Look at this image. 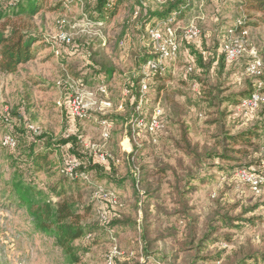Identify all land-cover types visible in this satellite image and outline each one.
<instances>
[{
	"label": "rangeland",
	"instance_id": "rangeland-1",
	"mask_svg": "<svg viewBox=\"0 0 264 264\" xmlns=\"http://www.w3.org/2000/svg\"><path fill=\"white\" fill-rule=\"evenodd\" d=\"M167 1L171 0H127L114 18L101 25L94 21L93 3L86 0H47L45 8L32 18L12 14L18 0H0V11H6L8 15L0 21V29L4 27L5 34H8L9 25H17L37 40L31 47L35 53L33 60L19 65L13 74L0 73V264H62L60 251L52 240L36 233L24 211L16 208L6 197L5 183L10 178L13 164L25 179L37 183L40 188L60 183L72 196H80V206H90L83 223L97 229V232L87 233L76 243L82 249H88L81 252L82 264H104V257L113 245L122 249L119 250L124 254L126 250L143 246L141 225L145 217L144 202L148 203L147 213L151 215L148 222L157 221L156 225L153 224V227L156 226L153 235L176 231V237L158 239L153 246L156 253L153 259L162 258L156 263L170 262L168 257L176 250L184 224L180 215L174 214L182 210L175 203V193L185 191L183 197L186 195L185 184L191 182L184 172V168L188 167L195 173L202 171L199 177L210 179L203 186L191 183L196 191L187 202L188 209H193L192 213L199 217L201 223H207L216 211L231 212V217L244 215L238 224H234L240 229L220 230L219 235L230 238L219 240L211 248L222 251V257L234 251L244 254L248 249L256 254L264 252V186L259 195H254L248 185L234 177L238 169L264 177V136L255 139V151L239 163L223 165L200 157L193 164L174 144L179 137V123L188 128L189 137L201 154L205 149L215 147L213 137L220 135L222 130L235 134L264 121L263 105L248 115L237 105L223 104L218 110L206 108L203 103L205 90L201 88L209 87L222 93L226 91L225 96L239 95L247 87L250 88L251 82L256 81L246 72L251 52L260 59L264 74V23L258 20L261 15L246 12L236 4V0H183L188 6L187 13L173 26L179 51L175 58L165 62V74L151 79L152 75L139 73V68L134 65L135 57L148 56L149 45L152 48L146 27L142 28V18L139 15L135 17L134 12L140 4L151 13L160 10ZM239 22L243 23L247 32L245 53L236 61L227 63L222 45L227 40L232 43L240 37L239 31H232L231 36L228 33ZM190 24L196 25L198 36L187 42L182 36ZM60 35H64L68 42H59ZM190 47L202 52L205 57L214 55L216 60L224 56L223 70L213 67L202 74L189 58ZM189 66H194L191 73L186 70ZM104 68L111 69L109 77L103 72ZM139 74L146 78L140 80V93L144 98L139 113L135 110L137 118L125 128L116 123L114 127L110 125L108 138L102 139L103 122L100 119L117 115L124 111L127 103L132 104V94L124 89L128 83L138 80ZM158 85L164 87L160 93ZM74 102L79 113L87 116L78 123L83 134V149L91 156L96 152L105 159H112L109 163L118 179L130 173L136 177L137 168H140L144 177L138 184L132 186L131 179L125 191L111 183V179H104L102 174L97 177L92 174V185L72 181V178L76 179L75 175L67 176L70 179L66 180L60 176L62 171L58 172L62 167L60 152L50 156L55 164L53 171L37 175L30 173L28 165L23 163L34 135L28 127L36 129L38 134L59 139L74 125ZM155 106L163 113L159 119L160 127L153 132L154 135H150L145 126L138 127L135 123L140 119L147 122ZM222 109L226 125L218 132L216 125L209 124L215 116L209 115ZM6 134L17 138L14 149L2 145L1 139ZM132 143L143 147L134 160L136 167L125 157L132 151ZM35 148L42 150V144H36ZM171 168L176 170L175 175L171 173ZM98 190L113 192L114 195L117 191L121 197V200L116 197L118 201L125 202H121L118 209H111L104 201L96 200ZM146 191L151 195H146ZM135 194L138 199L133 196ZM101 213H108L109 218L123 214L131 218L134 227L125 230L119 226L112 227L113 233L103 226ZM246 219L250 222L244 221ZM96 239L99 242H95ZM136 248L134 251L139 250ZM139 262L142 258L133 254L132 259L124 256L117 260V264Z\"/></svg>",
	"mask_w": 264,
	"mask_h": 264
},
{
	"label": "trees",
	"instance_id": "trees-1",
	"mask_svg": "<svg viewBox=\"0 0 264 264\" xmlns=\"http://www.w3.org/2000/svg\"><path fill=\"white\" fill-rule=\"evenodd\" d=\"M46 1L47 0H18L12 14L16 17L32 18L45 8ZM86 1L91 4L93 3V15H95L94 21H98L97 23L102 25L107 24L112 18H114L118 14L122 4L127 0ZM236 1V4L241 6L246 12L261 15L258 20L264 23V0ZM137 8V11L134 12V14H136L135 17L139 15V17L142 18V28L146 27L145 32L149 39L148 29L163 23L166 24L165 26H175V23L182 20L187 13L188 6L183 0H171L167 1L160 10L151 13L150 11L145 10L140 4ZM52 10L56 9L53 8ZM7 17L8 15L6 14V11H0V21ZM242 26L243 23H241L240 27ZM240 27H233V30L238 32ZM8 28V34H5L6 30L4 27L0 29V73L5 75L15 73L19 65L25 64L35 58V53L31 51V47L37 42L32 34L24 33L17 25H9ZM149 47L150 51L147 52L149 54L148 56L146 55L142 58L135 57L134 59V65L139 68V73H142L145 63L154 58L151 45H149ZM189 52L191 55L189 58L192 60L194 66L196 65L200 69L202 74L209 72L210 68L213 67H217L219 71L223 70L225 65L223 61L224 56L216 60L214 55H208V57H205L202 52L191 47L189 48ZM215 63L216 65L214 66ZM194 66H191V71H187V73H191L194 70ZM103 72L109 77L111 69L104 68ZM164 72L165 68L161 73L152 74L151 79L164 75ZM139 78L136 81L133 80L128 83V86L124 89L132 94V104L127 103L125 105L123 108L125 112L123 111L117 115H107L102 117L100 119L101 122L109 123L113 127L115 126V123L120 124L124 128L127 127V125L134 123V120L137 118V115L135 116V108L138 105L139 99L141 97L144 98L140 93V80H143L146 77L139 74ZM196 79L198 81L200 80L199 77H196ZM258 80L263 82V89L261 92H264L263 73ZM254 83L255 80L249 85L250 88L247 87V89L239 95L226 96L224 95L226 91L222 93V91H218L217 89H210L209 87L202 86L201 88L205 90L203 91V96H205L203 103L206 105V108L217 110L223 104L238 106L254 91ZM158 87L161 88L158 91L159 93L161 90H164L162 85H158ZM216 101L217 103H215ZM128 104L131 106L129 107ZM223 111L224 110L222 109V111H216L214 114L212 113L209 115L215 116L214 119L209 121V124L216 125L218 132L225 128L226 125V117ZM73 121L74 125L70 130L60 136L57 140L42 133L33 135V142L27 149L25 160L23 162L28 165L30 173L37 175L48 174L53 171L55 164L50 159V156L54 152H60L62 154V167L58 169V172L60 173V171H62L60 176L66 180L70 178L65 175L64 169L69 162H75L78 163V166L74 171L76 179L72 178V181L79 180L85 184L88 183L92 185L90 181L92 174L96 177L102 174L104 179H111V183H114L118 188L124 190L131 179H133L131 180L132 186L140 182L141 177H144L140 172V168H137L139 172L136 177L132 176L130 173L125 177H120L118 179L115 169L111 167L109 163L112 159L109 160L108 158L105 159L104 162H101L93 155H89L81 146L83 134L80 125H78L79 121L76 119ZM178 129L179 137L174 143L175 148L189 158L193 164H196L200 157V159H206L211 162H221L219 165H223L233 162L239 163L242 158L255 151L257 147L255 139L264 136V121L261 123L257 122L253 127H249L235 134L228 130H222L220 135L218 134L213 137L215 147L213 149H205L201 154L197 151V146L192 143V140L189 137L188 128L184 124L179 123ZM17 136L19 137V135ZM21 136L22 135H20V137ZM13 138L18 142L16 137L13 136ZM38 143L42 144V150H36L35 146ZM141 150H143V147H137V145L132 143V151L125 156L126 161L131 160L133 166L136 167V162L134 160L138 158ZM11 168L12 173L9 180L5 183L4 189L9 202L14 204L19 210L24 211L36 233L52 240L53 245L60 251L62 264H82L81 252H87L88 249H82L80 246H77L76 243L84 238L87 233L91 235L92 233L97 232V229H93L83 223L85 215L89 214L91 210L90 206H80L78 201L80 196H72L63 186H61L60 183L42 189L37 183L25 179L23 174L18 168H16L15 164L11 165ZM217 169L219 170L221 167H217ZM170 170L171 173L175 175L176 170L173 168ZM184 172L186 178L190 179L191 182L185 184L187 193L184 197L183 194L185 191H176L175 203L177 207L182 210L174 213L179 214V218L184 223L182 227L183 235L180 240L177 241L174 253L168 257L171 261L168 263L162 262V264H250L254 261H260L261 264H264V252L256 254L254 251L248 249V252L244 254H240L239 251H234L222 257V251L217 250L216 247H214V249L211 248V245L219 243V240L223 241V239L228 240V238H230L225 235H219L220 230L231 229L233 231L240 229L238 225L235 226L234 224H238L244 215L231 217L229 215L231 212H228L227 214L223 213V211H216L207 223L206 221L201 223L199 217L195 215V213H192L193 209H188L187 202L191 200L189 196H192L196 191L191 183L203 186L206 185L210 179H207V176L199 177L198 174H201L202 171L195 173L192 171L191 167L184 168ZM113 175L115 176V179H113ZM78 192L79 191H77V193ZM146 192V195H151L150 192ZM115 195L121 200L120 194L117 191ZM133 196L138 199L137 194ZM121 202L122 201H119V204H124L125 201ZM144 204L145 217L141 225L143 246L137 248L134 247L136 250L139 248L138 251H134V249L131 251L126 250L124 255L128 257L130 253H132L133 256L142 258V262H139L138 264H158L156 262H161L162 258L153 259L156 256V253L153 251V246L157 243L156 241L158 239L176 237V231L172 234L168 233L161 235L160 233L153 235V232L156 229V226L153 227V224L156 225L157 221H154V223L148 222L151 215L147 213L148 203L144 202ZM249 220L250 219H246L244 221L250 222ZM103 226L108 227L109 230L114 233V228L112 227L116 228L119 226L122 230H125L129 227L133 228L134 223L130 217L118 214L117 216L109 218L108 222L104 223ZM96 240L97 241L95 242H99V239ZM118 249L120 248L118 247ZM180 254L182 255L181 257L179 256Z\"/></svg>",
	"mask_w": 264,
	"mask_h": 264
},
{
	"label": "built area",
	"instance_id": "built-area-1",
	"mask_svg": "<svg viewBox=\"0 0 264 264\" xmlns=\"http://www.w3.org/2000/svg\"><path fill=\"white\" fill-rule=\"evenodd\" d=\"M166 24H158L150 29H148V36L150 41L152 42V49H153V55L154 58L148 60L145 65L143 66L142 73L144 75H152L154 73H161L163 72L165 68V62L167 60H172L176 57L178 52V43L175 37V32L173 27L171 26H165ZM241 23L235 27H240ZM231 30L228 32L231 36L232 34ZM240 37L237 40H234V42H230L227 40L222 45V51L225 54V59L227 62H234L239 57H241L245 53V47L246 43H244L245 39L247 38V32L242 27L239 29ZM198 36V29L196 25L190 24L186 31H184V34L182 38L190 42L191 40L196 39ZM230 39V37H228ZM59 42H68V39L64 35L59 36ZM251 56L250 61L247 64L246 72L247 75L250 77H253L256 79L254 83V91L246 98L244 99L238 107L244 111L245 115L252 114L255 112L259 106L264 105V92H261L263 89V82L258 80V78L262 75L261 71V61L258 58V56L255 53H250ZM191 66L187 68V71H191ZM146 72V73H145ZM143 104L142 97L138 101V105L136 106L135 110L139 113L141 106ZM121 108V107H120ZM79 108L76 105V102L73 103V115L75 116L74 119L80 120L81 118L85 119L87 116L83 115V113H79ZM162 111L158 106H155L153 115L150 117L147 122H144L143 119L137 120L136 125L139 127L141 125L145 126V128L148 130V133L150 135H154V131L158 129L160 126L159 119L162 116ZM83 116V117H82ZM79 117V118H77ZM145 124H144V123ZM102 139L106 140L108 138V132L110 129L109 123H102ZM31 132L34 135H37L36 129L29 126L28 127ZM2 145L5 147H9L11 149H14L16 147V140L13 138L12 135L6 134L1 139ZM96 151V150H94ZM95 158H97L98 161L104 162L105 158L101 155H97L96 152H94L93 155ZM78 166V163L75 162H69L67 166L64 169L65 175L68 177H72L74 175V171L76 170ZM235 179L243 184L248 185L250 191L254 195H259L261 193V187L264 186V177H260V175L251 173L249 170L246 171L245 169H238L235 171ZM96 200H102L106 203L107 207L111 209H116L121 207L119 204L118 199L114 195L113 192H103L102 190H98L97 194H95ZM101 213L100 215V221L103 223H107L109 220L108 213L104 214ZM125 255L123 252H121L116 245H113V247L108 251L106 256L104 257V264H117V260L123 258ZM132 256V253H130L129 257Z\"/></svg>",
	"mask_w": 264,
	"mask_h": 264
}]
</instances>
